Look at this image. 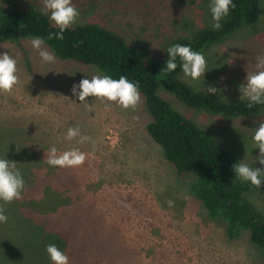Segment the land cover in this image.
<instances>
[{
	"label": "rangeland",
	"instance_id": "374dc122",
	"mask_svg": "<svg viewBox=\"0 0 264 264\" xmlns=\"http://www.w3.org/2000/svg\"><path fill=\"white\" fill-rule=\"evenodd\" d=\"M209 3L72 0L79 12L75 23L121 35L148 62L161 57L171 40L189 39L212 26ZM23 7L49 15L44 0H0L2 13ZM31 39L0 41V54L17 61L19 78L11 92H0V158L15 162L25 181L21 199L0 201L8 217L0 223V264H54L46 252L53 242L47 234L65 240L57 247L69 264H264L246 230L229 239L225 221L210 217L203 202L189 193L193 175L169 163L146 132L150 115L141 95L135 109L91 96L79 101L72 86L103 74L57 56L55 63H45ZM42 47L52 52L44 42ZM200 53L208 67L203 77L193 81L181 73L180 78L198 92L211 85L220 89L213 96L240 100V85L257 70L256 58L264 56V0L256 20L207 43ZM158 93L237 162L262 167L253 135L264 109L249 116L225 115L188 106L163 88ZM69 127L89 139H66ZM53 146L58 153L78 148L87 159L79 167L49 166ZM243 197L264 217V186Z\"/></svg>",
	"mask_w": 264,
	"mask_h": 264
},
{
	"label": "trees",
	"instance_id": "16d2710c",
	"mask_svg": "<svg viewBox=\"0 0 264 264\" xmlns=\"http://www.w3.org/2000/svg\"><path fill=\"white\" fill-rule=\"evenodd\" d=\"M259 3L260 0H233L235 7L230 8L228 16L221 21L220 30H213L210 26L189 39L171 40L162 56L150 62L145 60L142 51L127 44L121 35L92 24H72L64 31L62 40L48 39L50 32L59 31L58 27L44 11L32 8L0 11V41L38 36L60 59L92 65L103 75L113 79L123 75L137 83L150 115L146 132L160 147L163 157L178 171L193 175L187 185L189 193L203 202L210 217L225 221L227 237L236 238L246 230L249 240L260 249L264 259V217L243 197V192L256 187L250 182H242L234 173L233 165L237 161L229 151L171 107L158 93V89L163 88L177 94L188 106L225 115L249 116L262 111L264 105L249 108L246 99L223 100L194 90L180 78L179 60L175 71L165 73L163 70L170 45L179 43L200 52L207 43L231 34L246 21L256 20ZM52 235H46L48 241L52 239V244L59 247L65 242L57 234Z\"/></svg>",
	"mask_w": 264,
	"mask_h": 264
},
{
	"label": "clouds",
	"instance_id": "9594fccd",
	"mask_svg": "<svg viewBox=\"0 0 264 264\" xmlns=\"http://www.w3.org/2000/svg\"><path fill=\"white\" fill-rule=\"evenodd\" d=\"M233 0H210L209 9L212 17L213 30H220L221 21L228 16L230 8H234ZM44 8L49 13V19L58 27L59 31L49 33L48 39H63L64 31L75 23L79 12L72 4V0H44ZM43 38L33 37L30 40L31 47L38 51L40 59L45 63H55L56 56L53 52L42 47ZM167 59L164 62V72H173L179 67L184 77L193 81L200 80L208 70L204 55L192 50L190 46L179 43L170 45L167 50ZM256 71L247 73L246 84L240 85V100L246 99L248 107L254 105H264V56L256 58ZM43 75V74H42ZM19 83L17 75V61L5 52L0 54V92H11L13 87ZM79 89V91H77ZM207 95L217 94L220 89L211 85L199 89ZM78 100L85 102L86 97H96L108 102H115L124 109H135L141 102L139 86L137 83L129 81L121 75L119 79H113L109 75H93L90 79L83 78L79 84H74L71 89ZM106 104L105 107H109ZM79 137L80 143L89 138L81 135L79 128L69 127L66 139L72 140ZM255 147L259 148V155L256 160L262 167H251L248 164L237 162L233 165L234 173L242 182H250L256 188H260L264 183V120L255 129L253 135ZM87 159V154L78 148L58 153L55 146L51 147L47 153V163L52 167H79ZM25 189V181L17 168L16 163L7 158H0V201L10 203L22 198ZM172 202L169 201V204ZM5 209L0 207V223L7 222ZM46 252L54 264H69V257L62 252L55 244L46 245Z\"/></svg>",
	"mask_w": 264,
	"mask_h": 264
}]
</instances>
